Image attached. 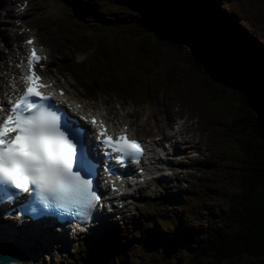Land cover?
Wrapping results in <instances>:
<instances>
[{"label":"trees","instance_id":"16d2710c","mask_svg":"<svg viewBox=\"0 0 264 264\" xmlns=\"http://www.w3.org/2000/svg\"><path fill=\"white\" fill-rule=\"evenodd\" d=\"M115 1L112 5L114 13H121L122 18L117 15L112 18L106 11L93 9L90 16L96 20L88 24V27L85 24L90 19L89 16H75L69 17L65 28L75 37V49L82 47L86 50L85 46L89 45L87 51H92L88 54V64H84V70L95 84V90L100 92L110 89L118 97L143 106L151 99L150 78L153 71L148 70L149 75L145 78L141 73L142 69L137 65L135 67V63L125 58L123 52L121 59L114 60L113 43L109 48L99 39L103 24L111 26V29H117V26L124 24L129 26L126 29H144L141 30L143 34L138 32L141 37L137 43L139 49L145 51L149 50V43L166 36L162 30L163 22L182 30L192 22L181 21L173 14L167 20L168 13L160 12L158 6L156 9L147 7L146 0ZM203 26L201 31L205 35H214L209 30L213 29L212 26ZM76 29H82V33L76 32ZM102 36L107 37L104 33ZM215 39L218 43L221 42L217 47L220 50H216L218 53L228 57V53L233 52L242 57L245 63L239 66L243 71L252 74L256 90L258 86L264 85V47L257 40H248L258 45L260 60L255 61L247 54L251 53V49L245 45L242 47L240 40V49H228L222 36ZM172 43L181 49L184 48L183 43H187L192 53L197 50L188 40ZM242 48L244 53L239 51ZM208 53L210 54L209 51ZM208 53H195V57L192 54L189 59L190 67L200 72L198 74L213 102H222L215 97H221L222 100L228 93L233 94V99L238 102L232 110L224 107L219 109L226 117L219 123L221 150L217 157L211 153L207 158V164L214 169L219 168L218 160L227 164L231 184L236 186L233 197L219 210L215 220L206 219L203 222L206 215L215 214L214 208L217 205L224 203L227 191H206L200 186L195 187L197 203L193 205L187 201L192 190L182 187L180 192L156 200L152 206L154 209H150L139 221L128 226L124 237L117 236L122 230L115 227L112 231L115 234L93 243L92 254L87 255L81 264H204L214 260L223 264L236 260H244L246 264H264V89H258L259 94L255 93L245 80L241 81L237 76L239 67L231 63L226 65L217 56L213 57ZM144 54L151 56L149 51ZM156 63L158 62L151 61L149 64ZM211 63L214 65L210 66ZM206 67L208 72L204 71ZM163 75V80L168 82L178 74L177 70L171 69ZM214 83L220 88H216ZM224 132L239 140V147H227ZM203 163L205 166L206 160ZM163 222L166 224L163 225ZM157 223L162 226V231L156 232L152 229L158 227Z\"/></svg>","mask_w":264,"mask_h":264},{"label":"rangeland","instance_id":"374dc122","mask_svg":"<svg viewBox=\"0 0 264 264\" xmlns=\"http://www.w3.org/2000/svg\"><path fill=\"white\" fill-rule=\"evenodd\" d=\"M21 1L0 0V96L9 80V74H7L5 69L10 67L12 61H17L24 54V41L28 37H37L43 44L39 42L42 45L45 44L50 50L52 58L50 67L53 72L55 74H60L58 70L69 72L70 74L65 76L60 74L63 78L62 81L65 80L68 83L69 90L76 97L83 98L85 103L95 104L99 107V110L109 113L110 120H112L114 125L118 122L120 126L122 120L125 124L131 123V125H134L137 135L141 137L170 136L172 131H174L177 134L176 139L181 142L180 146H185V144L195 145V151L187 149L178 152L179 155L181 154L180 157H182L183 161L174 158V161H169L172 164L171 168L164 167L163 174L168 176V180L165 182L166 187L156 186L155 183L150 187L148 186L147 190L140 194L145 195L144 199L141 200L143 197L138 195L137 206L133 205L132 211H126L122 217L117 215V222L125 223V226L121 227L122 233L118 232L117 236L120 238L124 237L130 223L139 221L142 214L147 213L150 209L153 210L154 207L151 205L154 199L163 195L167 197V195L178 190L181 191L182 187L180 185L185 187V183L186 187L192 190L187 197V201L193 205L197 203L196 194L194 193L195 187L200 186L206 191L209 189L227 191L224 203L217 205L214 208L215 214L206 215L203 222L206 219L215 220L219 210L233 197L232 194L236 186L231 184V176L227 174V164L224 161L218 160L219 168L214 169L207 164V158H209L210 152L217 157L219 150H221L219 147L221 139L219 132L221 126L219 123L225 120L226 117L219 109L224 107L232 110L237 106L238 102L233 99L234 95L231 93H228L226 98L220 103L210 101L212 97L208 96L206 92L205 83H203L201 76L198 74L200 72L190 67L189 59L192 54L195 57V53L206 54L209 51L213 57L217 56L226 65L231 63L239 67L237 68L239 69L237 76H239L241 81L245 80L254 89V92L259 94L257 90L262 91L264 85L258 86L257 90L255 89L254 84L256 82L251 78L252 74L243 71L241 66H239L241 63H245L242 57L235 55L233 52H229L228 57L218 53L216 50H220L217 48L220 44L214 40L213 36L205 35L201 31L202 26L196 22L186 25L183 30L168 22H163L162 30L165 31L163 34L166 36L163 39L160 38L149 43L151 44L150 48L145 51L139 49L137 43L141 37L140 34H143L141 30L144 29H126L129 26H125V24L121 27L117 26V29H111V26L103 24L99 39L102 43H106L109 48H111V43H113L114 60L123 57L122 50H127L129 47H138L139 51L123 54L128 60L135 61V67L137 65L143 68L141 73L145 78L149 75L148 70L153 71V75L150 78L151 99L141 108L135 107L134 102L127 98L117 97L114 92L108 95L98 93L95 97L92 94L93 98L91 99L89 98L91 95L82 89H78L75 82L79 69L77 62L82 59L81 54H77L74 49L75 37H68V32H65L62 36L63 31L57 26L58 20L73 17L64 13L60 3L67 1L70 6L69 12L74 15V11L78 7L75 2L78 0H27L28 6L23 10L20 8ZM81 1L96 5L99 9H114L111 6V0ZM207 2L208 0H204L202 3L199 2L198 5H200L202 11L208 12V15L212 18L207 25L213 26L214 24V27L220 30L218 33L225 35V45L228 49L231 47L240 49L239 40L248 41L252 38L257 40L260 46L264 47V3H262V0H259V2L253 0H213L215 7L212 10ZM216 2H219L220 7L216 5ZM160 9L166 13H176L167 8ZM117 17L122 18V14ZM95 20L90 16L85 26L88 27V24H92ZM121 24L119 23V25ZM197 31L199 32L197 33ZM76 32L82 33V29H76ZM102 33L106 34L107 37L104 38ZM197 35H199V38H197ZM182 40L191 42L190 45L197 48L196 52L192 53L187 43H183L184 48L182 49L172 43L173 41L180 43ZM198 41L199 44L197 43ZM247 50L249 49L247 48ZM147 51L151 53V56L144 54ZM239 51L244 53L245 50L242 48ZM250 52H247V54L253 60H260L259 53L256 50H250ZM151 61H157L158 63L150 65ZM212 65L214 64L211 63L210 66ZM171 69L177 70L178 75L172 81L166 82L163 80V74ZM204 71L208 72L209 70L206 67ZM214 85L216 88H220L215 83ZM171 118L178 122L177 125L171 123L176 126L175 130L167 126L166 119L171 120ZM179 132L180 135H178ZM224 134V141L227 147L232 149H235V146L239 147V140L233 139L226 132ZM171 152H173L172 149ZM205 160L204 166L203 161ZM157 226L152 229L156 232L163 230L160 224L157 223ZM70 245V241L67 247L53 243L50 253H41L40 249L32 248L31 254L36 262L35 264L83 263L89 251L86 243L80 239L72 246V248L74 247L73 249L70 248ZM79 247H81V250H78ZM204 264H223V262L216 263L214 260V262L210 261ZM225 264H246V262L244 260H236Z\"/></svg>","mask_w":264,"mask_h":264},{"label":"snow or ice","instance_id":"6c2138e0","mask_svg":"<svg viewBox=\"0 0 264 264\" xmlns=\"http://www.w3.org/2000/svg\"><path fill=\"white\" fill-rule=\"evenodd\" d=\"M26 43L34 45V40ZM46 59L33 46L26 62H21L23 92L9 100L7 110L0 103V197L11 201L27 195L46 211L92 219L103 196L94 185L99 148L105 149L108 160L124 165L139 164L145 147L130 138L127 126L118 134L110 132L100 118L107 113L89 112L79 119L70 115L73 104L65 92L47 91L53 85L37 71ZM65 104L67 108L61 106ZM75 108L83 106L77 102ZM92 136L97 137L96 144ZM109 173L113 174L111 169ZM113 191H119L115 184Z\"/></svg>","mask_w":264,"mask_h":264},{"label":"bare ground","instance_id":"6f19581e","mask_svg":"<svg viewBox=\"0 0 264 264\" xmlns=\"http://www.w3.org/2000/svg\"><path fill=\"white\" fill-rule=\"evenodd\" d=\"M179 11V9L177 10ZM91 21V20H90ZM213 28V27H212ZM141 36V35H140ZM245 45V44H243ZM139 51L138 47H131V49L122 50L123 53H134ZM135 63L134 60H131ZM211 89V88H210ZM213 91V90H212ZM215 93V92H214ZM217 93V92H216ZM206 94V93H205ZM219 94V93H218ZM211 95V94H210ZM208 95V96H210ZM207 96V98H208ZM214 98V96H213ZM216 99L221 100V97H215ZM212 101V100H210ZM217 101V100H216ZM102 111V110H100ZM219 113V112H217ZM100 118L103 119V116ZM176 121L174 118H171V121ZM167 126L173 128L175 130L176 126L171 124L170 119H166ZM126 125V124H125ZM113 129H117L115 125H111ZM134 125L130 127V132L135 134ZM170 138L169 140H171ZM172 146V145H171ZM156 148L158 149L159 154L152 155L149 159L150 164L147 170V177L151 178L161 173L165 169L163 168L165 165L162 163L160 157L161 146L156 143ZM174 149V148H173ZM107 199L110 200L113 197V194L106 193ZM59 241L62 244L67 243V233L64 230V233H60L55 228H49L48 230L44 228L36 229L35 226H32L31 229L22 230L20 227H11L9 224H5L0 220V250L6 248L7 250H14L19 254L20 261L16 264H35L36 262L33 260V256L31 254L32 248H37V245L40 246V251L45 253H50V249L55 241ZM29 245H35L30 247Z\"/></svg>","mask_w":264,"mask_h":264},{"label":"water","instance_id":"95a60500","mask_svg":"<svg viewBox=\"0 0 264 264\" xmlns=\"http://www.w3.org/2000/svg\"><path fill=\"white\" fill-rule=\"evenodd\" d=\"M18 257L15 253H9V254H3L0 256V262L1 264H9L13 262H17Z\"/></svg>","mask_w":264,"mask_h":264}]
</instances>
